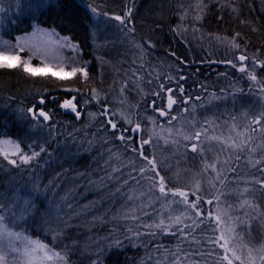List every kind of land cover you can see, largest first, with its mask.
Masks as SVG:
<instances>
[{"label":"trees","instance_id":"16d2710c","mask_svg":"<svg viewBox=\"0 0 264 264\" xmlns=\"http://www.w3.org/2000/svg\"><path fill=\"white\" fill-rule=\"evenodd\" d=\"M37 28L76 45V66L88 62L89 75L61 80L0 69V141L19 145L7 158L0 153L7 225L0 243L17 242L24 264H38L25 254L29 241L60 252L61 264H227L225 255L243 264L220 238V201L236 192L260 224L254 230L264 251V121L257 123L264 117V0H0L1 40L11 44ZM73 98L79 118L60 107ZM170 128L198 145L168 136ZM207 141L221 145V162L205 191L175 179L168 165H203ZM172 145L178 154L168 151ZM34 152L27 164L19 158ZM144 191L181 202L188 221L161 223L167 216L158 219L159 209L133 213Z\"/></svg>","mask_w":264,"mask_h":264},{"label":"rangeland","instance_id":"374dc122","mask_svg":"<svg viewBox=\"0 0 264 264\" xmlns=\"http://www.w3.org/2000/svg\"><path fill=\"white\" fill-rule=\"evenodd\" d=\"M36 32L34 29L31 33L23 35L20 38L21 47H25V52L22 55L27 56V46L29 44H37L39 45L42 41H47L50 37L47 35H42L41 33H37L35 36L32 34ZM49 32L50 31H45ZM52 40H61L56 35L51 37ZM0 41H2L0 39ZM17 38L10 45L11 47L5 49L7 52L11 53L16 51ZM57 58H49L50 63H60L64 62L65 70L70 71L72 66H76V64L70 63V58L73 56L71 49L67 46L60 49L58 53L54 54ZM76 55V53H75ZM58 57H64L65 59L61 61ZM33 65H40L41 61L37 58H33ZM49 73L51 71H58L57 68H52L48 70ZM235 128H228L226 133H232ZM170 128L167 130L166 134L168 136H174L175 138H185V132L182 129L176 131ZM194 136L187 138V142H193ZM196 145H198L199 141H194ZM168 144L162 143L160 146L167 147ZM161 147V148H162ZM192 148V147H191ZM3 152H6L7 155H12L16 152V148L9 144H3L2 148ZM197 149V147H196ZM168 151L173 154H178L180 149L178 146H170L168 147ZM166 153H168L166 151ZM163 153L164 159L169 160V155ZM202 156H204L205 163L200 166H193L189 163L185 162L184 164H173L168 165L173 169L174 174L176 175L175 179L187 181L192 183L193 186H198L201 190H208L210 187V179L208 176V172L212 171L215 173L213 177L217 178V170L218 166L220 167V156H221V145L217 144V141H207V143L202 148L201 152ZM215 165V167H213ZM222 168V167H221ZM238 193L232 192L229 194H225L221 199L222 211H219V215H221L222 227L224 230V240L227 241L228 245H230L232 254L235 252L236 256L240 257V261L243 264H262L260 257L264 256V251L262 249V243L258 240L255 227H258L259 222L256 217L252 214V212L245 207H241L238 203ZM127 204V203H126ZM137 211H135L136 209ZM135 209V210H134ZM155 209L161 210L158 216V219L162 216L161 212L166 211L167 218L163 220V223H167V225L172 224H185L189 217L191 216L190 211L187 209L185 205L181 202H173L167 198L162 197L159 194L150 193L149 191H144L138 194L137 199L135 200L134 206L132 208L133 213L147 212L153 211ZM232 214V220L229 218V214ZM179 218V219H177ZM4 240V238L2 239ZM4 242V241H3ZM0 243V248L3 249V255L5 257L4 264H24L19 258L16 256L17 254V242L13 241L10 244L7 242Z\"/></svg>","mask_w":264,"mask_h":264},{"label":"snow or ice","instance_id":"6c2138e0","mask_svg":"<svg viewBox=\"0 0 264 264\" xmlns=\"http://www.w3.org/2000/svg\"><path fill=\"white\" fill-rule=\"evenodd\" d=\"M117 20H122L120 16L116 17ZM37 33H41L42 35H47L50 38L47 41H42L39 45L37 44H29L27 46V51L28 55L24 56L22 53L25 52V47H21L20 45V38H17V44L15 46L16 51L14 52H7L5 49L11 47L10 42L7 40H2L0 41V69H15V68H21L25 73L31 75V76H37V75H48L50 74L51 76L57 78V79H69L76 77L78 74L84 78L85 80L88 79V71H87V63L84 62L82 66H72L70 71L65 70V64L64 62L60 63H50L49 58H57L54 54L58 53L60 49L64 48L65 46L69 47L73 53V56L70 58V63L72 64H79V61L75 55L77 46L70 44L69 40L67 37L61 38V40H52L51 37L53 35H58L54 32H45L42 29L37 28L36 32H34L32 35L35 36ZM33 58H37L41 61L40 65H33L32 60ZM61 61H63L65 58L64 57H58ZM247 59L246 56L241 55L239 57L240 61H245ZM52 68H57L58 71H51L49 73V69ZM241 72L245 71L244 67H241L239 69ZM183 79V77H181ZM251 79L255 80L256 77L255 75L251 76ZM164 86L161 85V88ZM168 92H171V89H167ZM183 91V88L181 87V92ZM93 98L95 97V89H93ZM159 95V93H157ZM74 99H66L60 107L63 109H70L73 113H75L76 117H80V112L77 110L76 103H74ZM176 101L172 99V96L169 95L168 97V109L172 108V105ZM39 103L43 104L45 103V100L43 98L40 99ZM153 107L154 110H157L155 108V102H153ZM30 112H33V109H29ZM159 114L160 116H165L167 113L159 109ZM35 115V113H34ZM38 115L40 117H43L45 121L50 119V115L43 109H40L38 112ZM172 119H175V117H172ZM261 121H264V117H261L260 119L257 120V123H261ZM109 124H111V127L113 130H116L118 128V125L114 123L112 120L108 121ZM140 129V125L137 124L133 131H137ZM243 135L242 133H238V136ZM200 133H196L197 139L199 138ZM121 140H124L125 137L121 135L118 137ZM189 137H186V139ZM10 141H0V144H10ZM149 140H143L142 144H148ZM243 144V141L240 143H236L233 145L235 148H240ZM16 150L19 151V145H16ZM192 150H196V145H192ZM41 151H44L43 148H41ZM0 153H3L5 155V158H7V153L3 152V149H0ZM15 154V153H13ZM38 152H34L31 156L28 155H22L20 156V160H22L23 163L27 164L31 159L34 157L38 156ZM143 155V153H141ZM12 164H15V160H10L9 161ZM150 164L153 165V168H155V163L153 161H149ZM215 167V165H213ZM143 171V169L141 170ZM158 175V173H157ZM160 192L165 193V187L163 183V177H161L160 181ZM195 194V193H193ZM174 195H179L184 199V202L187 204L188 199H187V194L183 191H177L174 193ZM197 200H199V197H197ZM207 203H211V201H207ZM3 205H0V210H2ZM191 207L196 211V215H201L199 211V205L193 201L191 203ZM211 215V213H209ZM179 219V218H177ZM163 223V221H161ZM7 230V225L5 224V216L0 215V238H2L3 233ZM9 235H12V233H9ZM220 238H223V234ZM217 238V239H220ZM211 243H216L217 240H212L210 241ZM34 246V247H33ZM225 249V252H229L231 249L227 246V241L225 242L224 245H221ZM25 254L29 257L30 260H36L38 261V264H61L62 261H64L65 257L60 253L53 251L52 248H50L47 244L40 243L39 241H29L28 247L25 249ZM233 257L235 259H240L239 256L235 255V252H233ZM262 264H264V256L260 257ZM5 257L3 255V249L0 248V264H4ZM223 260L227 261V264H233V259H230L228 255H225L223 257Z\"/></svg>","mask_w":264,"mask_h":264},{"label":"water","instance_id":"95a60500","mask_svg":"<svg viewBox=\"0 0 264 264\" xmlns=\"http://www.w3.org/2000/svg\"><path fill=\"white\" fill-rule=\"evenodd\" d=\"M64 110H68V109H64Z\"/></svg>","mask_w":264,"mask_h":264}]
</instances>
